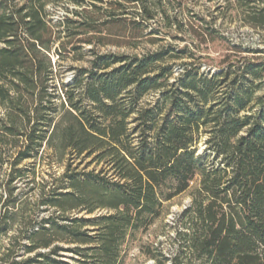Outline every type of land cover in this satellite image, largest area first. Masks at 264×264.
Instances as JSON below:
<instances>
[{"label": "trees", "instance_id": "trees-1", "mask_svg": "<svg viewBox=\"0 0 264 264\" xmlns=\"http://www.w3.org/2000/svg\"><path fill=\"white\" fill-rule=\"evenodd\" d=\"M200 1L0 0V264H124L197 177L154 264H264V0Z\"/></svg>", "mask_w": 264, "mask_h": 264}, {"label": "rangeland", "instance_id": "rangeland-1", "mask_svg": "<svg viewBox=\"0 0 264 264\" xmlns=\"http://www.w3.org/2000/svg\"><path fill=\"white\" fill-rule=\"evenodd\" d=\"M214 3L205 2V0H201L199 3H191L190 6L194 8V10L201 12V14L205 15L209 19V12L214 10ZM52 11L54 17H58L65 13V7L62 5H53L49 6ZM216 14V13H215ZM223 16V15H220ZM225 17V16H224ZM224 23L222 31L229 38L237 41H242L244 44H249L253 46H259V35L257 32L249 30L248 28L239 27V21L232 20L231 17H226L218 19ZM232 20V21H231ZM172 35H181L180 32L172 31L170 33L169 41L172 40ZM154 48L152 44L145 43L140 49H132L127 46H117L114 44H108L107 46L101 47L102 52L113 51L117 53H135L142 52L144 50ZM205 61L208 64L214 65L219 62V59L223 57V55L227 54L225 47L221 45H209L202 46L200 52ZM211 58V59H209ZM80 65L82 62H73L71 60L64 61V65ZM73 76L72 71H69L66 75V80L69 81ZM205 145L203 143L200 144V149H203ZM56 168V167H55ZM51 168V165L45 160L41 161L37 168V177L38 181L42 178L46 180L49 175L54 174L58 169ZM61 169V167H60ZM62 170H60L61 172ZM50 173V174H49ZM200 178L197 177L191 184V187L184 193L176 196L172 200L165 203L163 215L155 221V223L147 230H139L136 232H130L126 239L122 242V249L124 255V264H154V260L148 256V248H162L163 251L167 254L174 252L175 245L172 237L175 233L174 223L178 217V215L190 205L192 201V193L199 186ZM33 183L30 184L32 186ZM37 197V195H36ZM33 199V200H32ZM31 201H35V197L31 198ZM39 216H46V211L44 209H40ZM151 246V247H149ZM155 250V249H154ZM157 252V251H155ZM70 260V259H68Z\"/></svg>", "mask_w": 264, "mask_h": 264}]
</instances>
